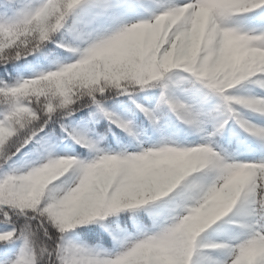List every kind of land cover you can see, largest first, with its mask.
<instances>
[{
  "label": "snow or ice",
  "instance_id": "obj_1",
  "mask_svg": "<svg viewBox=\"0 0 264 264\" xmlns=\"http://www.w3.org/2000/svg\"><path fill=\"white\" fill-rule=\"evenodd\" d=\"M0 264H264V0H0Z\"/></svg>",
  "mask_w": 264,
  "mask_h": 264
},
{
  "label": "rangeland",
  "instance_id": "obj_2",
  "mask_svg": "<svg viewBox=\"0 0 264 264\" xmlns=\"http://www.w3.org/2000/svg\"><path fill=\"white\" fill-rule=\"evenodd\" d=\"M225 135H228V133H225Z\"/></svg>",
  "mask_w": 264,
  "mask_h": 264
}]
</instances>
